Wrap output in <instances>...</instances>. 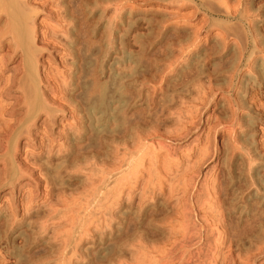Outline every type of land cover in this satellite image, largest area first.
Wrapping results in <instances>:
<instances>
[{"label": "rangeland", "instance_id": "obj_1", "mask_svg": "<svg viewBox=\"0 0 264 264\" xmlns=\"http://www.w3.org/2000/svg\"><path fill=\"white\" fill-rule=\"evenodd\" d=\"M32 1L27 0L26 2L25 0L24 2L21 0V3H25V10L26 8H31L30 10L32 12L30 11L28 14L31 16V21L34 20L33 27L36 29H34L36 33L35 46L37 49L41 50H38L39 54H37V63L35 64L37 68V78L39 79L38 90L42 95L41 100L44 108L38 110L30 119L23 115L25 112H28L27 107L22 104L18 105V102L21 100L20 91H22V88H19L15 83L16 80L21 79L24 75L21 67L24 64V57L19 50H15L11 47L13 43L8 40L10 38L9 34H6L5 37L3 36L4 39H0V42L2 40L0 43V58H3V63H0V72L4 70V72H6L1 76L0 89L4 80L7 82L9 79L10 85L13 81V84H16L11 85V87L14 88L6 90L7 92H5L4 95L7 99H1L2 103L5 101L2 105L3 107L5 106L4 110H6L2 118L3 120H7V123L8 120L12 123L9 122L10 125H8L6 133L15 131L16 134L11 132L12 134H10L9 137H7V134L5 135L7 139H10L9 160L8 158V161L6 160L7 168H5L6 163L4 159L2 161L1 159L3 155L6 154L8 146L3 141L5 136L3 135L2 137L0 135V138H2L0 139V142L2 141L0 143V148L2 147L3 149H0V185H2L0 186V264H264V0H185L184 2L182 0H83L81 1L82 3H80L81 6L78 2L80 0ZM207 1H211L210 3L215 7L217 6L219 10L216 7V13H212L208 5L205 4ZM200 3H203L202 7ZM79 8L81 12H79ZM2 15L0 21L1 29H3L6 20L5 14L3 13ZM161 19L164 21H161ZM225 21H228L227 24ZM82 23L85 24L84 27ZM86 26L87 28H85ZM232 29L235 31L233 32ZM81 30L84 32L81 33ZM83 33L86 34L87 37L86 35L84 37ZM238 33L240 35H237ZM243 33L246 34V36H244ZM253 33H257L258 35ZM174 34H176L177 37H175L176 35L174 36ZM82 35L83 37L81 38ZM178 35L180 37L182 36V39ZM186 35L189 37L186 38ZM183 36L185 37L184 41H186L185 43L187 45L183 41ZM50 37H52V39ZM255 38L257 39L255 40ZM82 39H86L87 43L81 44L85 41H82ZM88 41H90L89 44ZM52 42L54 43L52 44ZM78 42L82 47H80V45L78 46ZM9 43L11 44L9 45ZM76 43L80 48L76 46ZM174 43H179V45L182 46H176ZM140 44L143 45L141 46ZM256 44H258V46ZM88 46L90 48L92 46V51H90ZM140 47H143V49ZM82 48L85 51L88 49V51L85 52L87 54L89 52L93 53V56H91L90 53L88 55L83 53L92 58L85 56L86 60L88 59L87 62L84 61L87 63L86 65L83 60L82 62L80 61L83 58H79L81 57L79 54L82 53ZM223 48L226 50V53ZM11 49L14 50L12 51ZM15 52H17V54H15ZM18 55H20V58ZM95 58L97 63L94 61ZM239 58L241 60H239ZM6 59L9 61L6 62ZM197 59H199V61ZM89 62L91 63L90 65H88ZM97 64H100V66ZM91 65L94 67H91ZM84 66L85 68H89L87 70L91 69L92 74L89 71L90 75L86 74L87 71H85L86 69ZM79 69L85 72H81ZM18 71L21 72L19 73ZM82 73H84L85 76L83 75V77L85 78L82 77ZM198 73L200 74L198 75ZM15 74H19V77ZM91 75H94L92 79ZM116 75L120 76L118 77ZM130 76L132 78H130ZM7 77L8 79H6ZM124 77H126L125 80ZM121 78L123 82H121ZM87 79L91 80L89 81L90 83ZM94 79L96 80L94 81ZM77 80H85V82L79 83ZM168 80H171L170 84ZM173 80L176 84L179 82L177 84L179 86L184 81L185 83L187 82L186 84H182L184 87H180L181 89L183 87V91L181 90L183 93L179 91V86L177 87ZM91 82H93V84ZM78 83L82 86L81 88H79L80 86ZM85 83H87L88 86L91 84L93 86L96 84L98 85H96L97 88L96 86H90L88 88ZM114 83L115 85H113ZM60 84H64L63 86L68 84L69 86L66 85L65 88L62 86L63 88H61ZM81 84H84L88 90ZM57 87L60 88L57 89ZM83 87L85 90H83ZM98 88H100L99 95L95 93L98 91ZM173 88L177 90L172 93ZM80 89L82 90L80 91ZM89 89L92 90V92ZM109 90L112 91L109 92ZM48 91L50 94L51 92L54 93V95L51 94L50 96ZM103 92L109 96L113 92L117 96L120 95L123 100L125 99L124 101L130 100L129 102L127 101L129 104L123 102L122 105L115 101L109 103L110 110L117 111L118 120H127L129 116L133 115L132 119L135 118L133 119L134 121L130 119L131 117L128 119V121H131H129V124L133 125L134 122L135 125L133 126L129 125L128 122L126 124L125 121L124 123L127 125L125 127L123 126L124 123H122V125L121 120L119 121L122 125L120 126L122 127L120 128L121 130L130 131L132 128L134 130L130 132L127 131V133L123 131L121 134H113L107 131L109 132L108 134L111 135V137H108V139L111 138L110 141L108 140L107 142H102L97 134H100L102 129L105 128H107V130L111 129L110 131L113 132V128L115 129V127L112 125H115V123H108L109 125L107 126H109V128L103 126L102 122H99L101 114L92 113L93 109L91 106L94 105H89L92 102L91 99L95 97V94L100 96ZM43 95L44 97L46 96L48 102L46 98H43ZM123 95L124 97L126 96L127 99L126 97H122ZM167 95L171 98V102ZM54 96L56 98H54ZM73 96H75L77 100H75ZM83 96H87V99H84ZM128 96H130V98ZM51 97L57 102L59 100L61 101L57 104ZM132 97L135 98V101L132 100ZM151 97L152 99H150ZM164 97L168 99V102ZM57 98H59V100H57ZM49 99H53L57 106L59 104L62 105L56 108L57 106H54V101ZM143 99H149V103L147 102L148 100H146L147 103H145ZM78 100L81 102L78 103ZM87 100L90 101L88 104L84 102ZM165 100L166 103H164ZM15 101L17 103H15ZM200 101H202V103ZM137 102H139L140 105H138L139 103L137 104ZM6 103L13 105H8ZM81 103L85 107L82 106ZM160 103L163 104V106ZM86 104L91 108H87ZM73 105L75 107L79 105L80 107L77 109ZM123 105L125 108L128 107L126 114L124 112L122 114ZM133 105H135V109H137L138 112L141 110L140 113H136L137 111L132 109ZM195 105H197L196 108ZM15 106L19 107L15 108ZM117 106L120 109H118ZM192 106L194 107L192 108ZM49 107H52V109ZM53 107L55 108L53 109ZM153 107L154 110L156 109L155 111ZM84 108L87 109L85 110ZM159 108L160 110H158ZM88 109L91 114L87 111ZM46 111L48 114L45 113ZM84 112L89 113L85 114ZM83 113L85 115H83ZM149 113H151L152 116L154 114V119ZM87 114H89V119H94L93 121L90 119L93 124L88 119ZM121 115L128 117H126V119L123 117L122 119ZM83 116H86L85 120ZM20 117L21 119L24 117V119L21 120ZM136 117H138V119ZM181 117H185L184 121ZM141 118H145L146 121ZM148 118L149 120H147ZM179 118L180 120L182 119L183 123H181L182 121H180ZM14 121H17L16 123L20 125L16 126L17 124ZM137 121L140 122L138 123ZM178 121H180V124ZM144 122H146V124H144ZM140 123L142 125H140ZM12 125L15 126L12 127ZM90 125L92 126V130H90ZM9 127H12L14 130L11 128L9 129ZM83 128H85V130ZM93 128L94 130L96 129L95 132ZM99 128L100 131H98ZM135 129H137V131ZM138 129H140L142 133L138 131ZM23 130L24 133H22ZM80 130H82V132ZM26 131L27 134L25 133ZM91 131L93 132L91 133ZM96 131L98 132L96 133ZM128 133L130 135L127 136L128 138L126 139L125 137ZM20 134L22 136H19ZM133 134H135V136H133ZM136 135H139L138 139L142 140H138ZM95 136L98 138H95ZM132 136L134 139H132ZM114 138L117 141H115ZM130 138L134 142L130 140ZM92 139H96L95 142H97L98 145L94 144V140L92 141ZM121 139L128 141L124 142ZM135 139L136 141H140L141 144L137 141L140 145L136 144L137 146H135V144H133L137 143ZM111 140H113L112 143ZM84 141L88 146L85 145ZM89 142L92 143L93 146L97 145L100 148L96 147V150H94L95 147L93 148V146H90L92 144L89 145ZM119 142L123 145L125 143L127 147L122 146ZM49 143L52 145H49ZM130 144H132V146ZM43 145H45V148H43ZM61 147L64 152H62ZM77 147H80V151L82 147L85 149L87 148L86 153H84V149V151H78ZM102 147L105 148L106 151ZM98 149H103L104 151H99ZM110 149H112V151ZM117 149L119 153H122V160L118 153L117 155H119V157L115 155ZM125 149L128 151L126 152ZM50 151H53V155L56 156L54 157ZM114 151L115 154L113 155L112 153ZM48 152L50 158H52L51 161L56 162H51L52 164L59 166V157V159H61L59 161L62 162V164L64 163L63 165L60 164L61 167L63 166L59 171L60 175H50L49 172L44 170L45 168H41L43 164L46 165L47 160L49 161L50 159L47 155ZM141 153L146 157L142 156ZM110 155L113 158L110 157ZM125 155L128 157H125ZM136 155L140 158L139 162L143 163L137 161L138 158ZM108 156L111 159H109ZM28 157L33 159L31 160ZM104 157H106V160L103 159ZM124 157L125 159L128 158L129 161H126ZM15 158L17 160H15ZM117 158L119 159L118 162H116L118 160ZM29 160L33 161V163L35 162L34 164L36 166L31 162L29 164ZM45 160L46 162H43ZM107 160L108 164H111V160L112 163L116 160V163H113L114 166L110 165L112 167L111 170L110 167L108 170L109 165L106 163ZM120 160L122 165H120ZM134 160L138 163L137 166H135L136 162H134ZM148 160L151 161L148 162ZM41 163L42 165H40ZM131 163L135 164L134 167L137 168H133ZM8 164L10 165L8 166ZM18 164L21 166L19 167ZM24 164L29 167H24ZM167 164L174 168L172 167L170 170ZM32 165H34V168ZM37 165H40V167L37 168ZM66 165H68V168L71 167L70 171L68 168L65 170ZM115 165L117 166L115 167ZM22 166L24 169H27V172L23 171L24 169ZM8 167L10 170H7ZM121 167L122 170H119ZM130 167L132 169H130ZM21 168L23 170H21ZM30 168L34 170H30ZM167 168H169V170ZM105 169L111 172L113 170L114 174ZM152 169L156 171V173L152 171ZM128 170H132L134 176L132 171L129 172ZM144 170H146V172ZM149 170L150 173H148ZM8 171L10 172L8 173ZM127 172H129L128 174H132V179L130 175L128 178V174H125ZM135 172H137L136 176ZM142 173L144 179L143 177H139L140 174V176H142ZM48 174L50 177H48ZM121 174H125L128 181H126L123 177L124 175ZM5 176L10 177V181L7 180L5 184H3ZM155 177L157 179H154ZM46 178L57 179L54 182V180L50 181V179L48 180ZM145 178H147L148 181ZM120 179L125 180V186H122L124 181L119 185L117 184ZM149 179L151 180L149 181ZM133 180L136 184L133 183ZM47 182H49V184ZM144 182L147 184L149 182V185L152 187L149 185L147 186L146 183V186L145 184L143 185ZM56 183L58 186H55ZM128 183L130 184L128 185ZM53 184L54 186H52ZM133 184H135L136 187ZM120 185L121 187L119 188L118 186ZM130 185L134 187H129ZM141 186L142 188L144 187L143 189L146 187L148 190L146 189L144 192ZM122 188H125V190L123 189L122 191ZM128 188H130V190ZM115 189L119 192L121 191L120 193L122 194H119ZM109 190L111 191L110 193ZM126 192L131 193H128V195ZM127 195L130 197V201L128 197H126ZM140 198L143 200V202L141 201L143 204L139 201ZM21 260H23V262Z\"/></svg>", "mask_w": 264, "mask_h": 264}, {"label": "bare ground", "instance_id": "obj_2", "mask_svg": "<svg viewBox=\"0 0 264 264\" xmlns=\"http://www.w3.org/2000/svg\"><path fill=\"white\" fill-rule=\"evenodd\" d=\"M22 1L25 2V0H22ZM31 1H32V0H31ZM81 1H83V0L78 1V2H79V5H80V3H82ZM86 1H87V0H86ZM92 1H93V0H92ZM170 1H171V0H170ZM174 1H176V0H174ZM179 1H180V0H179ZM182 1L184 2L185 0H182ZM182 1H181V2H182ZM205 1H206V0H205ZM238 1H239V0H238ZM24 2L21 3V0H0V21H1V17L3 16V15H2L3 13L5 14V17H6L5 24L3 25V29L0 28V39H2V38L4 39L5 35H6V34H7V35L9 34L11 40H10V38H9L8 40H9L11 43H13V46L11 45V47H13L15 50H19V52H20V53L23 55V57H24V60H23V63H24V64H23V66L20 65V66L22 67V70H23L22 73H23L24 75H23V77H22L21 79L16 80L15 83L18 85L19 88H20V87L22 88V89H21L22 91H20V93H21V100L18 102V105H19V104H22V105H25V106L27 107L28 112H25V114H26V113H27V114H26V115L23 114V115H24V117L26 116L28 119H30V118H32V117L37 113L38 110H42V108H44V107H43V103H42V100H41L42 95H41V93H40L39 90H38L39 79L37 78V71H36L37 68H36V64H35V63H37V57H38L37 54H39V51H41V50L37 49L36 46H35L36 33H35L34 31H35L36 29L33 27V26H34V24H33V23H34V22H33L34 20L31 21V20H32V19H31V16L28 14V13H30V11H31L30 9H31V8H29V9L26 8V10H27V12H26V10H25L26 5H25ZM26 2H27V0H26ZM32 2H33V1H32ZM78 2H77V4H78ZM90 2H91V1H90ZM152 2H153V1H152ZM181 2H179V3H181ZM183 2H182V4H183ZM210 2H211V1H210ZM210 2L207 1V2H205V4L208 5V8H210V10H211L212 13H216V11H217V10H216V7H217V6L215 7V6H214L213 4H211ZM221 2H222V1H221ZM23 3H24V4H23ZM28 3H29V2H28ZM126 3H127V2H126ZM166 3H167V2H166ZM213 3H214V2H213ZM224 3H225V2H224ZM29 4H30V3H29ZM83 4H84V3H83ZM186 4H187V2H186ZM214 4H215V3H214ZM24 6H25V7H24ZM40 6H41V5H40ZM80 6H81V5H80ZM105 6H106V4H105ZM200 6L202 7V6H203V3H200ZM242 6H243V5H242ZM110 7H111V6H110ZM204 7H205V6H204ZM80 8H81V7H80ZM80 8H79V12H81V11H80ZM205 8H206V7H205ZM217 8H218V7H217ZM244 8H245V7H244ZM73 9H74V8H73ZM76 9H77V8H76ZM116 9H117V8H116ZM28 10H29V11H28ZM32 10H33V9H32ZM77 10H78V9H77ZM121 10H122V9H121ZM218 10H219V8H218ZM245 10H246V9H245ZM247 10H248V9H247ZM31 12H32V11H31ZM76 12H77V11H76ZM209 12H210V11H209ZM82 13H83V12H82ZM56 14H57V13H56ZM225 14H228V13H225ZM229 14H230V13H229ZM121 15H122V14H121ZM187 15H188V14H187ZM230 15H231V14H230ZM234 16H235V15H234ZM245 16H246V15H245ZM116 17H118V16H116ZM174 17H175V16H174ZM180 17H181V16H180ZM3 18H4V17H3ZM176 18H177V17H176ZM184 18H185V17H184ZM191 18H193V17H191ZM33 19H34V18H33ZM71 19H72V18H71ZM247 19H248V18H247ZM129 20H130V19H129ZM150 20H151V19H150ZM159 20H160V19H159ZM162 20H163V19H161V21H162ZM173 20H174V19H173ZM176 20H177V19H176ZM191 20H192V19H191ZM224 20H225V19H224ZM231 20H232V19H231ZM240 20H242V19H240ZM3 21H4V20H3ZM65 21H66V20H65ZM67 21H68V20H67ZM134 21H135V20H134ZM156 21H158V20H156ZM163 21H164V20H163ZM166 21H167V20H166ZM225 22H226V21H225ZM227 22H228V21H227ZM227 22H226V24H227ZM64 23H65V22H64ZM150 23H151V22H150ZM164 23H165V22H164ZM82 24H83V23H82ZM82 24H81V25H82ZM161 24H163V23H161ZM176 24H177V23H176ZM203 24H204V23H203ZM84 25H85V24H83L82 26L84 27ZM128 25H129V24H128ZM149 25H150V24H149ZM184 25H185V24H184ZM200 25H202V24H200ZM236 25H237V24H236ZM82 26H81V27H82ZM150 26H151V25H150ZM157 27H158V26H157ZM165 27H166V26H165ZM173 27H174V26H173ZM173 27H172V28H173ZM175 27H176V26H175ZM179 27H180V26H179ZM200 27H201V26H200ZM200 27H199V28H200ZM240 27H241V26H240ZM50 28H51V27H50ZM85 28H87V26H86ZM162 28H164V27H162ZM184 28H185V27H184ZM190 28H191V27H190ZM228 28H229V26H228ZM237 28H238V26H237ZM34 29H35V30H34ZM81 29H83V28H81ZM181 29H182V28H181ZM197 29H198V28H197ZM240 29H241V28H240ZM256 29H257V28H256ZM157 30H158V29H157ZM174 30H175V29H174ZM177 30H178V29H177ZM200 30H201V28H200ZM230 30H231V28H230ZM238 30H239V29H238ZM159 31H161V30H159ZM187 31H188V30H187ZM232 31H233V29H232ZM234 31H235V30H234ZM234 31H233V32H234ZM67 32H68V31H67ZM82 32H84V31L81 30V33H82ZM174 32H175V31H174ZM176 32H177V31H176ZM195 32H196V31H195ZM227 32H229V31H227ZM233 32H232V33H233ZM240 32H241V30H240ZM243 32H245V31H243ZM52 33H53V32H52ZM79 33H80V32H79ZM188 33H189V32H188ZM192 33H193V32H192ZM222 33H223V32H222ZM229 33H230V32H229ZM236 33H237V30H236ZM241 33H242V32H241ZM62 34H63V33H62ZM69 34H70V33H69ZM83 34H84V33H83ZM150 34H151V33H150ZM150 34H149V35H150ZM157 34H158V33H157ZM157 34H156V35H157ZM177 34H178V33H177ZM179 34H180V33H179ZM197 34H198V33H197ZM197 34H196V35H197ZM224 34H225V33H224ZM230 34H231V33H230ZM243 34H244V33H243ZM253 34H255V33H253ZM256 34H257V33H256ZM256 34H255V35H256ZM55 35H56V34H55ZM67 35H68V34H67ZM70 35H71V34H70ZM74 35H75V34H74ZM85 35H86V34H84V37H85ZM149 35H148V36H149ZM175 35H176V34H174V36H175ZM188 35H189V34H188ZM188 35H186V38L189 37ZM198 35H199V34H198ZM237 35H240V34L238 33ZM237 35H235V36H237ZM241 35H242V34H241ZM257 35H258V34H257ZM3 36H4V37H3ZM44 36H45V35H44ZM51 36H52V35H51ZM64 36H65V35H64ZM75 36H76V35H75ZM75 36H72V37H75ZM178 36H179V35H178ZM194 36H195V35H194ZM232 36H234V35H232ZM244 36H246V34H244ZM48 37H49V36H48ZM65 37H66V36H65ZM67 37H68V36H67ZM82 37H83V35L81 36V38H82ZM86 37H87V35H86ZM144 37H145V36H144ZM144 37H143V38H144ZM154 37H155V36H154ZM154 37H153V38H154ZM175 37H177V35H176ZM179 37H180V36H179ZM179 37H178V38H179ZM181 37H182V36H181ZM181 37H180V38H181ZM183 37H184V36H183ZM191 37H192V36H191ZM223 37H224V36H223ZM239 37H240V36H239ZM252 37H253V36H252ZM256 37H257V36H256ZM50 38L52 39V37H50ZM75 38H77V37H75ZM75 38H74V39H75ZM79 38H80V37H79ZM81 38H80V39H81ZM105 38H106V37H105ZM157 38H158V37H157ZM173 38H174V37H173ZM258 38H259V37H258ZM51 39H50V40H51ZM53 39H54V38H53ZM69 39H70V38H69ZM86 39H87V38H86ZM86 39H84L85 41L82 39V41H84V42L81 41V42H82L81 44H83V43H87V40H88V39H87V40H86ZM165 39H166V38H165ZM181 39H182V38H181ZM181 39H179V40H181ZM228 39H229V38H228ZM237 39H238V38H237ZM242 39H243V38H242ZM242 39H241V40H242ZM256 39H257V38H255V40H256ZM6 40H7V39H6ZM8 40H7V41H8ZM50 40H48V41H50ZM76 40H77V39H76ZM100 40H101V39H100ZM175 40H176V39H175ZM179 40H178V41H179ZM184 40H185V37H184L183 41H184ZM192 40H194V39H192ZM192 40H190V41H192ZM249 40H250V38H249ZM255 40H254V41H255ZM51 41H52V40H51ZM70 41H71V40H70ZM188 41H189V40H188ZM194 41H195V40H194ZM245 41H246V40H245ZM1 42H2V40H1ZM1 42H0V43H1ZM3 42H5V41H3ZM55 42H56V41H55ZM79 42H80V40H79ZM79 42H78V46L80 45V47H82L81 44H79ZM89 42H90V41H88V44H89ZM167 42H168V41H167ZM185 42H186V41H184V43H185ZM241 42H242V41H241ZM11 43H9V45H10ZM53 43H54V42H52V44H53ZM176 43H177V41H176ZM180 43H181V42H180ZM189 43H190V42H189ZM224 43H225V42H224ZM259 43H260V42H259ZM47 44H48V43H47ZM47 44H46V45H47ZM55 44H57V43H55ZM88 44H87V45H88ZM122 44H123V43H122ZM174 44H175V43H174ZM181 44H182V43H181ZM185 44H186V43H185ZM193 44H194V43H193ZM5 45H8V44H5ZM74 45H75V44H74ZM84 45H86V44H84ZM140 45H141V44H140ZM142 45H143V44H142ZM142 45H141V46H142ZM175 45L177 46V45H179V43H178V44H175ZM182 45H183V44H182ZM182 45H179V46H182ZM186 45H187V44H186ZM223 45H224V44H223ZM256 45L258 46V44H256ZM51 46H52V45H51ZM55 46H56V45H55ZM69 46H70V45H69ZM76 46H77V43H76ZM78 46H77V47H78ZM129 46H130V45H129ZM168 46H169V45H168ZM224 46H225V45H224ZM247 46H248V45H247ZM8 47H9V46H8ZM66 47H67V46H66ZM80 47H78V48H80ZM83 47H84V46H83ZM88 47H89V46H88ZM88 47H87V48H88ZM108 47H109V45H108ZM110 47H111V46H110ZM143 47H144V46H143ZM143 47H140V48L143 49ZM228 47H229V46H228ZM242 47H243V46H242ZM52 48H53V47H52ZM52 48H51V49H52ZM64 48H65V47H64ZM74 48H75V47H74ZM89 48H90V47H89ZM91 48H92V46H91ZM91 48H90V51H92ZM125 48H126V47H125ZM148 48H149V47H148ZM157 48H158V47H157ZM165 48H166V47H165ZM171 48H172V47H171ZM175 48H176V47H175ZM178 48H180V47H178ZM257 48H258V47H257ZM0 49H1V48H0ZM14 49H13V50H14ZM75 49H76V48H75ZM138 49H139V48H138ZM181 49H182V48H181ZM194 49H195V48H194ZM221 49H222V48H221ZM226 49H227V48H226ZM11 50H12V49H11ZM13 50H12V51H13ZM38 50H39V51H38ZM145 50H146V49H145ZM219 50H220V49H219ZM223 50H224V48H223ZM227 50H228V49H227ZM83 51H84V52H83ZM86 51H88V49H87ZM86 51L82 48V50H81L82 53L79 54V55L81 56V57H79V58H83V59L80 60L81 62H82V60H83V62H84V61L87 62L88 59L86 60V57L91 58V56H93V53H90V52H89V53L91 54V56H90V57H89V56H86V55H85V54H87V53H85ZM94 51H95V49H94ZM97 51H98V50H97ZM183 51H184V48H183ZM190 51H191V50H190ZM192 51H194V50H192ZM206 51H207V50H206ZM220 51H221V50H220ZM225 51H226V50H224V52H225ZM241 51H242V50H241ZM141 52H142V51H141ZM208 52H209V51H208ZM212 52H213V51H212ZM260 52H261V51H260ZM83 53H85V54H83ZM89 53H88V54H89ZM95 53H97V52H95ZM98 53H99V52H98ZM172 53H173V52H172ZM182 53H183V52H182ZM197 53H198V52H197ZM210 53H211V52H210ZM216 53H217V52H216ZM225 53H226V52H225ZM241 53H243V52H241ZM256 53H257V52H256ZM15 54H17V52H15ZM21 54H20V55H21ZM77 54H78V53H77ZM88 54H87V55H88ZM140 54H141V53H140ZM11 55H12V54H11ZM20 55H18V57H19ZM70 55H71V54H70ZM94 55H95V54H94ZM129 55H130V54H129ZM141 55H142V54H141ZM143 55H144V54H143ZM182 55H183V54H182ZM194 55H195V54H194ZM197 55H198V54H197ZM212 55H214V54H212ZM75 56H76V55H75ZM85 56H86V57H85ZM95 56H96V55H95ZM163 56H164V55H163ZM168 56H169V55H168ZM207 56H208V55H207ZM4 57H5V56H4ZM10 57H11V56H10ZM16 57H17V56H16ZM128 57H129V56H128ZM171 57H172V56H171ZM180 57H181V56H180ZM196 57H197V56H196ZM8 58H9V57H8ZM19 58H20V57H19ZM47 58H48V57H47ZM193 58H194V57H193ZM201 58H202V57H201ZM10 59H11V58H10ZM91 59H92V58H91ZM91 59H90V60H91ZM148 59H149V58H148ZM166 59H167V58H166ZM173 59H174V58H173ZM173 59H172V60H173ZM178 59H179V58H178ZM205 59H206V58H205ZM231 59H232V58H231ZM14 60H15V59H14ZM97 60H98V59H97ZM168 60H169V59H168ZM175 60H176V59H175ZM197 60L199 61V59H197ZM206 60H207V59H206ZM239 60H241V59L239 58ZM249 60H250V59H249ZM8 61H9V60L6 59V62H8ZM64 61H65V60H64ZM76 61H77V60H76ZM94 61H96V58H95ZM94 61H93V63H94ZM198 61H197V62H198ZM219 61H220V60H219ZM21 62H22V61H21ZM21 62H20V63H21ZM90 62H91V61H90ZM90 62L88 63V65H90V64L92 63V62H91V63H90ZM168 62H169V61H168ZM173 62H174V61H173ZM192 62H193V61H192ZM204 62H205V61H204ZM0 63H3V58H2V57L0 58ZM84 63H85V62H84ZM96 63H97V61H96ZM145 63H146V62H145ZM154 63H155V62H154ZM159 63H160V62H159ZM65 64H66V63H65ZM86 64H87V63H85V65H86ZM100 64H101V63H100ZM100 64H99V65L97 64V65L100 66ZM136 64H137V63H136ZM249 64H250V63H249ZM254 64H255V63H254ZM70 65H72V64H70ZM74 65H75V64H74ZM81 65H82V64H81ZM196 65H197V64H196ZM1 66H2V65H1ZM68 66H69V64H68ZM82 66H83V65H82ZM94 66H95V63H94ZM94 66L91 65V67H94ZM134 66H135V65H134ZM250 66H251V65H250ZM77 67H78V66H77ZM89 67H90V66H89ZM96 67H97V66H96ZM135 67H136V66H135ZM138 67H139V66H138ZM236 67H237V66H236ZM80 68H81V67H80ZM84 68H85V66H84ZM143 68H144V67H143ZM145 68H146V66H145ZM213 68H214V67H213ZM253 68H254V67H253ZM0 69H1V68H0ZM82 69H83V68H82ZM85 69H86L85 71H87L86 74H89V75H90L89 72H91V74H92V70H91V69H90L91 71H90V70H87V69H89V68H85ZM92 69H93V68H92ZM96 69H97V68H96ZM193 69H194V68H193ZM195 69H196V68H195ZM235 69H236V68H235ZM235 69H234V70H235ZM3 70H4V69H3ZM72 70H73V69H72ZM79 70H80V69H79ZM83 70H84V69H83ZM94 70H95V68H94ZM141 70H142V69H141ZM147 70H149V69H147ZM157 70H158V69H157ZM188 70H189V69H188ZM197 70H198V69H197ZM212 70H213V69H212ZM232 70H233V69H232ZM4 71H5V70H4ZM4 71H1V72H0V80H1V76H2V74H3V73H6V72H4ZM80 71H81V70H80ZM85 71H81V72H85ZM88 71H89V72H88ZM95 71H96V70H95ZM137 71H138V70H137ZM192 71H193V70H192ZM194 71H195V70H194ZM255 71H256V69H255ZM261 71H262V70H261ZM18 72H19V71H18ZM20 72H21V71H20ZM20 72H19V73H20ZM76 72H77V71H76ZM96 72H97V71H96ZM185 72H186V71H185ZM195 72H197V71H195ZM212 72H213V71H212ZM216 72H217V71H216ZM259 72H260V71H259ZM22 73H21V74H22ZM143 73H144V72H143ZM155 73H156V72H155ZM164 73H165V72H164ZM262 73H263V71H262ZM262 73H261V74H262ZM56 74H57V73H56ZM75 74H76V73H75ZM80 74H81V73H80ZM80 74H79V75H80ZM93 74H94V73H93ZM123 74H124V73H123ZM123 74H122V75H123ZM135 74H136V73H135ZM199 74H200V73H198V75H199ZM202 74H203V73H202ZM219 74H220V71H219ZM15 75L18 76L19 74H15ZM83 75H84V73H82V77H83ZM96 75H97V74H96ZM122 75H121V76H122ZM186 75H187V74H186ZM216 75H217V74H216ZM223 75H224V74H223ZM59 76H60V75H59ZM80 76H81V75H80ZM80 76H79V78H80ZM84 76H85V75H84ZM86 76H87V75H86ZM92 76H94V75H91V79H92ZM116 76H118V75H116ZM116 76H115V77H116ZM119 76H120V75H119ZM119 76H118V77H119ZM123 76H124V75H123ZM123 76H122V77H123ZM195 76H196V75H195ZM201 76H202V75H201ZM210 76H211V75H210ZM212 76H213V75H212ZM4 77H5V76H4ZM18 77H19V76H18ZM20 77H21V76H20ZM82 77H81V78H82ZM95 77H96V76H95ZM115 77H114V78H115ZM126 77H127V76H126ZM126 77H124V80H125ZM128 77H129V76H128ZM136 77H137V76H136ZM181 77H182V76H181ZM183 77H184V76H183ZM193 77H194V76H193ZM198 77H200V76H198ZM49 78H50V77H49ZM79 78H78V79H79ZM83 78H85V77H83ZM93 78H94V77H93ZM130 78H132V77L130 76ZM187 78H188V77H187ZM6 79H8V77H7ZM11 79H12V78H11ZM11 79H10V80H11ZM42 79H43V78H42ZM42 79H41V80H42ZM44 79H46V78H44ZM96 79H97V78H96ZM96 79H94V81H95ZM112 79H113V78H112ZM112 79H111V80H112ZM117 79H118V78H117ZM141 79H142V78H141ZM173 79H174V78H173ZM182 79H183V78H182ZM190 79H191V78H190ZM194 79H195V78H194ZM194 79H193V80H194ZM2 80H3V79H2ZM14 80H15V79H14ZM66 80H67V79H66ZM82 80H83V79H82ZM115 80H116V78H115ZM118 80H119V79H118ZM121 80H122V78H121ZM130 80H131V79H130ZM130 80H129V81H130ZM162 80H163V79H162ZM180 80H181V78H180ZM187 80H188V79H187ZM5 81H6V80H4V83H2V85H1L2 87H1V89H0V135L3 137V135L5 136V135L7 134V135H8L7 137H9L10 134H12L11 132H14V134H16V133H15V131H11V132H10V130H9L10 133H6V132H7L6 130H7V128H8V125H10L11 122H10V120H8V123L10 122V123L8 124V123H7V120H3V118H2L3 115H4V112H5L6 110H4L5 106L3 107V105H2L3 103H5V101H3V103H2L1 99H2V100L7 99V98H5L6 96L4 95L5 92H7L6 90H10V88H14V87H11V85H16V84H13V82H14V81H13V82L11 83V85H10L9 79H8L7 82H5ZM77 81H79V83H80V82H85V80H84V81L77 80ZM87 81L89 82V81H91V80H90V79H87ZM113 81H114V80H113ZM113 81H111V82H113ZM116 81H117V80H116ZM119 81H120V80H119ZM129 81H127V82H128V83L133 82V81H130V82H129ZM168 81H169V84H170L171 80H168ZM183 81H184V80H183ZM0 82H1V81H0ZM57 82H58V81H57ZM88 82H87V83H88ZM121 82H123V80H122ZM173 82H174V80H173ZM180 82H181V81H180ZM190 82H191V81H190ZM192 82H193V81H192ZM232 82H233V81H232ZM52 83H53V82H52ZM58 83H60V82H58ZM79 83H78V85H79ZM87 83H85V85H87ZM89 83H90V82H89ZM89 83H88V84H89ZM91 83L93 84V82H91ZM115 83H116V82H115ZM115 83H114L113 85H115ZM165 83H166V82H165ZM174 83H175V82H174ZM178 83H179V82H178ZM178 83H177V84H178ZM183 83H185V81H184ZM183 83H182V84H183ZM186 83H187V82H186ZM186 83H185V84H186ZM223 83H224V82H223ZM92 84H91L90 86H93ZM116 84L119 85L118 83H116ZM125 84H126V82H125ZM132 84H133V83H132ZM171 84H173V83H171ZM175 84H176V83H175ZM177 84H176V85H177ZM180 84H181V83H180ZM182 84H181L180 86L177 85V87H178V86H179V88H180L181 86L184 87V85H182ZM195 84H196V83H195ZM221 84H222V83H221ZM229 84H230V83H229ZM8 85H9V86H8ZM50 85H51V84H50ZM54 85H55V84H54ZM57 85H58V84H57ZM63 85H64V84H63ZM63 85L60 84V87H61V88H63V87L65 88V86L68 85V84H65V86H63ZM81 85H84V84H81ZM85 85H84V87L87 89V87H86ZM94 85H95V83H94ZM96 85H98V84H96ZM96 85H95V86H96ZM99 85H101V84H99ZM106 85H107V84H106ZM121 85H122V84H121ZM133 85H134V84H133ZM133 85H132V86H133ZM188 85H189V84H188ZM200 85H203V84H200ZM62 86H63V87H62ZM68 86H69V85H68ZM79 86H80V85H79ZM87 86H88V85H87ZM90 86H88V88H89ZM95 86H93V87H95ZM125 86H126V85H125ZM166 86H167V85H166ZM169 86H170V85H169ZM240 86H241V85H240ZM60 87H57V89L60 88ZM81 87H82V86H80L79 88H81ZM84 87H83V90H85ZM175 87H176V86H175ZM177 87H176V88H177ZM183 87H182V89H183ZM96 88H97V86H96ZM100 88H101V86H100ZM100 88H98V91L95 92L96 94L98 93V95H99V89H100ZM102 88H103V87H102ZM108 88H109V87H108ZM111 88H112V87H111ZM133 88H134V86H133ZM169 88H170V87H169ZM176 88H175V89L173 88L172 93H173V91H176V90H177ZM179 88H178V89H179ZM225 88H226V87H225ZM227 88H228V87H227ZM66 89H67V87H66ZM109 89H110V88H109ZM114 89H115V88H114ZM125 89H126V88H125ZM125 89H124V90H125ZM128 89H129V87H128ZM170 89H172V88H170ZM170 89H169V90H170ZM182 89L180 88L179 91L182 92V91H183ZM184 89H185V88H184ZM11 90H12V89H11ZM78 90H79V89H78ZM81 90H82V89H80V91H81ZM87 90H88V89H87ZM87 90H86V91H87ZM89 90H90V89H89ZM115 90H116V89H115ZM117 90H118V89H117ZM124 90H123V91H124ZM131 90H132V89H131ZM131 90H128V91H131ZM181 90H182V91H181ZM185 90H186V89H185ZM226 90H227V89H226ZM59 91H60V90H59ZM74 91H75V90H74ZM90 91L92 92V90H90ZM102 91H103V89H102ZM111 91H112V90H111ZM111 91L109 90V92H111ZM214 91H215V90H214ZM60 92H61V91H60ZM62 92H63V91H62ZM68 92H69V91H68ZM71 92H72V91H71ZM113 92H115V91H113ZM113 92L110 94V96H109L108 94H105L104 92H103V94H101L100 96H98V95L95 94V97H96V96H97V97H96V98L94 97V98H93L94 100L91 99L92 102L89 104V105H91V104L94 105V106H91L92 109H93V110H92V113H96V114L100 113V114H101V116L99 115L100 118H99V116H98V118H99V122H102L103 126H106V127L109 128V126H107V125H109L108 123H110V124H112V123L114 124V123H115V125H112V126L115 127V129L113 128V132L110 131L111 129L107 130V128H105L106 130H105V129H102V131L100 132V134L98 133L100 136L97 134V136L100 137V139H101L102 142H103V141H104V142H107L108 140L110 141L111 138L108 139V137H111V135L108 134L109 132H111V133H113V134H121L124 130H121L120 128H122V127H120V126H122V125H123L122 123H124L125 121H126V124H127V122H128V124H129V123L131 122L130 120H129L130 122L128 121V119H129L130 117H131V118H130L131 120L135 119V118L132 119V117H133L134 115H133V116H129V118H128L127 120H121V119H120L122 125L120 124V122H119L120 120H118L119 118H118L117 111H111L112 109L110 110V108H109V103L115 101V102L121 103V105H122L123 102H127L128 100L124 101L125 99L123 100V98H121L120 95L117 96V95L114 94ZM121 92H122V91H121ZM132 92H133V91H132ZM154 92H155V91H154ZM169 92H170V91H169ZM169 92H167V93H169ZM177 92H178V91H177ZM180 92H179V93H180ZM253 92H254V91H253ZM48 93H49V91H48ZM81 93H82V92H81ZM83 93H84V91H83ZM83 93H82V94H83ZM126 93H127V92H126ZM161 93H162V92H161ZM174 93H176V92H174ZM182 93H183V92H182ZM202 93H203V92H202ZM210 93H211V92H210ZM44 94H45V92H44ZM51 94L54 95V93H52V92H51ZM51 94L49 93L50 96H51ZM66 94H67V93H66ZM79 94H80V93H79ZM79 94H78V95H79ZM118 94H119V92H118ZM154 94H156V93H154ZM154 94H153V95H154ZM163 94H164V93H163ZM163 94H161V95H163ZM177 94H178V93H177ZM6 95H8V94H6ZM49 95H48V96H49ZM55 95H56V93H55ZM60 95H61V94H60ZM76 95H77V94H76ZM80 95H81V94H80ZM85 95H86V94H85ZM87 95H88V94H87ZM91 95H92V93H91ZM121 95H122V94H121ZM172 95H173V94H172ZM174 95H175V94H174ZM195 95H196V94H195ZM3 96H4V97H3ZM17 96H18V95H17ZM46 96H47V93H46ZM46 96L44 97V95H43V98H46ZM50 96H49V97H50ZM135 96H136V95H135ZM135 96H134V97H135ZM149 96H150V95H149ZM165 96H166V94H165ZM180 96H181V95H180ZM189 96H190V95H189ZM208 96H209V95H208ZM253 96H254V95H253ZM7 97H8V96H7ZM57 97H58V96H57ZM59 97H60V96H59ZM73 97L75 98V96H73ZM77 97H79V96H77ZM86 97H87V96H86ZM86 97L83 96L84 99H85ZM122 97H124V95H123ZM125 97H126V96H125ZM125 97H124V98H125ZM128 97L130 98V96H128ZM138 97H140V96H138ZM167 97H168V95H167ZM170 97H171V96H170ZM176 97H177V96H176ZM176 97H175V98H176ZM197 97H198V96H197ZM199 97H200V95H199ZM3 98H4V99H3ZM12 98H13V97H12ZM17 98H18V97H17ZM51 98H53V97H51ZM54 98H56V97L54 96ZM54 98H53V99H54ZM81 98H82V97H81ZM88 98H89V97H88ZM129 98H128V99H129ZM132 98H133V97H132ZM132 98H131V99H132ZM148 98H149V97H148ZM154 98H155V97H154ZM162 98H163V97H162ZM179 98H180V97H179ZM182 98H183V96H182ZM184 98H186V97H184ZM192 98H193V97H192ZM18 99H20V98H18ZM18 99H17V100H18ZM53 99H49V100L54 101L55 99H54V100H53ZM78 99H79V98H78ZM86 99H87V98H86ZM126 99H127V97H126ZM134 99H135V98H133L132 100H134ZM150 99H152V97H151ZM157 99H158V96H157ZM157 99H156V100H157ZM164 99H166V98L164 97ZM168 99H169V101L171 100V98H169V97H168ZM168 99H166L167 102H168ZM46 100H47V102H48V99H47V98H46ZM57 100H59V98H57ZM75 100H77V99L75 98ZM80 100H81V99H80ZM146 100H148L147 102L149 103V99H146ZM146 100L143 99V101H144L145 103H147ZM160 100H161V99H160ZM166 100H165L164 103H166ZM181 100H182V99H181ZM195 100H196V99H195ZM201 100H202V98H201ZM236 100H237V99H236ZM8 101H9V100H8ZM44 101H45V100H44ZM52 101H51V102H52ZM55 101H56V100H55ZM55 101L53 102V103H54V106H57V105H55V104H56ZM59 101H61V100H59ZM59 101H58V102H59ZM82 101H83V100H82ZM129 101H130V100H129ZM129 101H128V102H129ZM134 101H135V100H134ZM134 101H133V102H134ZM139 101H140V100H139ZM154 101H155V100H154ZM157 101H159V100H157ZM202 101H203V100H202ZM202 101H200V102L202 103ZM12 102H13V101H12ZM45 102H46V101H45ZM56 102H57V101H56ZM58 102H57V104H58ZM63 102H64V101H63ZM67 102H68V101H67ZM74 102H75V101H74ZM80 102H81V101H80ZM80 102H79V100H78V103H80ZM84 102L88 104L90 101L87 100V101H84ZM84 102H83V103H84ZM128 102H127V103H128ZM133 102H132V103H133ZM161 102H162V100H161ZM170 102H171V101H170ZM173 102H174V99H173ZM175 102H176V101H175ZM177 102H178V101H177ZM186 102H187V101H186ZM189 102H190V101H189ZM200 102H199V104H200ZM234 102H235V101H234ZM243 102H244V101H243ZM10 103H11V102H10ZM10 103H9V104H10ZM15 103H17V102L15 101ZM15 103H14V104H15ZM68 103H69V102H68ZM68 103H67V104H68ZM127 103H126V104H127ZM138 103H139V102H137V104H138ZM158 103H159V102H158ZM181 103H182V102H181ZM181 103H180V105H181ZM187 103H188V102H187ZM194 103H196V102H194ZM194 103H193V104H194ZM238 103H239V102H238ZM6 104H8V103H6ZM6 104H5V105H6ZM9 104H8V105H9ZM45 104H46V103H45ZM81 104H82V103H81ZM87 104H86V105H87ZM128 104H129V103H128ZM160 104H161V103H160ZM167 104H168V103H167ZM196 104H197V103H196ZM10 105H13V104H10ZM15 105H16V104H15ZM48 105H49V104H48ZM59 105H60V104H59ZM59 105H58L56 108L60 107L62 104H61L60 106H59ZM65 105H66V104H65ZM69 105H70V104H69ZM69 105H68V106H69ZM71 105H72V104H71ZM118 105H119V104H118ZM124 105H125V103H124ZM124 105H123V106H124ZM130 105H131V103H130ZM130 105H127V106H130ZM138 105H140V103H139ZM142 105H143V104H142ZM144 105H145V104H144ZM147 105H148V104H147ZM152 105H154V104H152ZM155 105H157V104H155ZM161 105L163 106V104H161ZM161 105H160V106H161ZM180 105H179V106H180ZM185 105H186V104H185ZM185 105H184V106H185ZM201 105H202V104H201ZM224 105H225V104H224ZM239 105H240V104H239ZM68 106H67V107H68ZM73 106H74V105H73ZM82 106H84V105L82 104ZM157 106H158V105H157ZM164 106H165V105H164ZM196 106H197V105H195V108H196ZM199 106H200V105H199ZM199 106H198V107H199ZM240 106H241V105H240ZM240 106H239V107H240ZM242 106H243V104H242ZM12 107H13V106H12ZM17 107H19V106H15V108H17ZM21 107H22V106H21ZM47 107H48V106H47ZM74 107H75V106H74ZM78 107H80V106L78 105V106H76L75 108L78 109ZM84 107H85V106H84ZM86 107L88 108L89 106L87 105ZM91 107H89V109H90ZM117 107H118V106H117ZM138 107H139V106H138ZM140 107H141V106H140ZM158 107H159V106H158ZM158 107H157V108H158ZM181 107H182V106H181ZM193 107H194V106H192V108H193ZM203 107H204V106H203ZM8 108H9V107H8ZM49 108L52 109V107H49ZM54 108H55V107H53V109H54ZM72 108H73V107H72ZM87 108H84V109L86 110ZM135 108H136L135 105H133L132 109H135ZM163 108H164V107H163ZM195 108H194V110H195ZM240 108H242V107H240ZM13 109H14V108H13ZM79 109H80V108H79ZM82 109H83V107H82ZM89 109H88L87 111H89ZM115 109H117V108H115ZM118 109H120V108L118 107ZM118 109H117V110H118ZM122 109H123V110H122ZM122 109H121V110H122V114H123V112L126 114L128 107L125 108V106H124V108H122ZM132 109H131V110H132ZM141 109H142V108H141ZM148 109H149V108H148ZM175 109H176V108H175ZM185 109H186V108H185ZM238 109H239V108H238ZM7 110H8V109H7ZM22 110H23V109H22ZM73 110H74V109H73ZM135 110L137 111V109H135ZM138 110H139V109H138ZM143 110H144V107H143ZM153 110H154V107H153ZM155 110H156V109H155ZM155 110H154V111H155ZM158 110H160V108H159ZM44 111H45V110H44ZM66 111H67V110H66ZM82 111H84V110H82ZM119 111H120V110H119ZM136 111H135V112H136ZM140 111H141V110H140ZM140 111H139V112L137 111L136 113H140ZM154 111H151V112H154ZM182 111H183V110H182ZM185 111H186V110H185ZM230 111H231V110H230ZM232 111H233V110H232ZM11 112H12V111H11ZM74 112H75V111H74ZM89 112H90V111H89ZM89 112H86V113H89ZM129 112H130V111H129ZM143 112H144V111H143ZM143 112H142V113H143ZM160 112H161V111H160ZM174 112H175V111H174ZM190 112H192V111H190ZM193 112H194V111H193ZM8 113H9V111H8ZM8 113H6V114H8ZM23 113H24V112H23ZM38 113H39V112H38ZM45 113L48 114L47 111H46ZM76 113H77V110H76ZM84 113H85V112H84ZM84 113H83V115L86 114V113H85V114H84ZM130 113H133V112L131 111ZM146 113H147V112H146ZM161 113H162V112H161ZM180 113H181V112H180ZM12 114H13V112H12ZM54 114H55V113H54ZM73 114H74V113H73ZM90 114H91V112H90ZM150 114H151V113H149V115H150ZM156 114H157V111H156ZM191 114H192V113H191ZM8 115H9V114H8ZM23 115H21V116H23ZM71 115H72V114H71ZM87 115H88V119H89V114H87ZM94 115H95V114H94ZM143 115H144V114H143ZM149 115H148V116H149ZM9 116H11V115H9ZM135 116H137V115H135ZM138 116H139V115H138ZM151 116H152V114H151ZM151 116H149V117H151ZM158 116H159V115H158ZM12 117H13V116H12ZM24 117H23V119H24ZM72 117H73V116H72ZM85 117H86V116H85ZM85 117L83 116L84 120H85ZM123 117H125V116H122V115H121V118H122V119H123ZM126 117H128V116H126ZM126 117H125V119H126ZM140 117H141V116H140ZM144 117H145V115H144ZM152 117H153V119H154V114H153ZM156 117H157V116H156ZM156 117H155V118H156ZM160 117H162V116H160ZM177 117H178V116H177ZM8 118H9V117H8ZM52 118H53V117H52ZM73 118H74V117H73ZM92 118H94V117H92ZM136 118L138 119V117H136ZM181 118H182V117H181ZM184 118H185V117H184ZM184 118H182L183 121H184ZM191 118H192V117H191ZM6 119H7V118H6ZM11 119H12V118H11ZM13 119H14V118H13ZM20 119H21V117H20ZM20 119H19V120H20ZM23 119H21V120H23ZM81 119H82V117H81ZM86 119H87V118H86ZM88 119H87V121H88ZM90 119H91V118H90ZM90 119H89V120H90ZM137 119H136V120H137ZM141 119H144V120H145V118H141ZM151 119H152V118H151ZM160 119H161V118H160ZM177 119H178V118H177ZM182 119L180 120V118H179L180 121H182ZM14 120H16V119H14ZM82 120H83V119H82ZM91 120H92V119H91ZM91 120H90V121H91ZM93 120H94V119H93ZM93 120H92V121H93ZM95 120H96V119H95ZM136 120H135V121H136ZM144 120H143V121H144ZM147 120H149V118H148ZM51 121H52V120H51ZM71 121H72V120H71ZM92 121H91V122H92ZM133 121H134V120H133ZM143 121H142V122H143ZM145 121H146V120H145ZM180 121H178V123H179ZM183 121H182L181 123H183ZM190 121H192V120H190ZM14 122H15V121H14ZM16 122H17V121H16ZM16 122H15V123H16ZM33 122H34V121H33ZM81 122H82V121H81ZM91 122H90V123H91ZM137 122L139 123L140 121H137ZM137 122H135V123L138 124ZM231 122H232V121H231ZM18 123H19V122H18ZM20 123H21V122H20ZM88 123H89V122H88ZM147 123H148V122H147ZM157 123H158V122H157ZM188 123H189V122H188ZM188 123H187V124H188ZM192 123H193V122H192ZM197 123H198V122H197ZM213 123H214V122H213ZM11 124H12V123H11ZM16 124H17V123H16ZM16 124H15V125H16ZM92 124H93V122H92ZM98 124L101 125L100 123H98ZM126 124L124 123L123 126L126 127V126H127ZM144 124H146V122H144ZM179 124H180V123H179ZM15 125H12V127L15 126ZM19 125H20V124H17L16 126H19ZM50 125H51V124H50ZM129 125L133 126V125H135V124H134V122H133V125H132V124H129ZM140 125H142V124L140 123ZM164 125H165V124H164ZM191 125H192V124H191ZM193 125H194V124H193ZM196 125H197V124H196ZM239 125H240V124H239ZM88 126H89V125H88ZM90 126H91V125H90ZM112 126H111V127H112ZM150 126H151V125H150ZM174 126H175V125H174ZM182 126H183V124H182ZM198 126H199V125H198ZM250 126H251V125H250ZM12 127H9V129H10V128L12 129ZM180 127H181V126H180ZM190 127H191V126H190ZM190 127H188V128H190ZM77 128H78V127H77ZM100 128H101V126H100ZM100 128H99L98 131H100ZM123 128H124V127H123ZM135 128H136V127H135ZM138 128H139V127H138ZM140 128H141V126H140ZM145 128H146V127H145ZM176 128H177V127H176ZM181 128H182V127H181ZM186 128H187V127H186ZM191 128H192V127H191ZM30 129H31V128H30ZM30 129H29V130H30ZM73 129H74V128H73ZM79 129H80V128H79ZM83 129L85 130V128H83ZM83 129H82V130H83ZM125 129H126V128H125ZM174 129H175V128H174ZM12 130H14V129H12ZM82 130H80V131L82 132ZM86 130H87V129H86ZM90 130H92V126H91V129H90ZM93 130H94V128H93ZM95 130H96V129H95ZM95 130H94V132H95ZM131 130H134V129L132 128ZM131 130H130V131H131ZM135 130L137 131V129H135ZM155 130H156V129H155ZM19 131H20V129H19ZM98 131H96V133H97ZM107 131H109V132H107ZM120 131H121V132H120ZM127 131H128V130H127ZM127 131L125 130L124 132L127 133ZM130 131H128V132H130ZM138 131L141 132L140 129H138ZM21 132H22V131H21ZM76 132H77V131H76ZM76 132H75V133H76ZM85 132H86V131H85ZM89 132H90V131H89ZM92 132H93V131H91V133H92ZM133 132H135V131H133ZM178 132H179V131H178ZM19 133H20V132H19ZM22 133H24V130H23ZM25 133L27 134V131H26ZM77 133H78V132H77ZM135 133H136V132H135ZM138 133H139V132H138ZM141 133H142V132H141ZM141 133H139V134H141ZM148 133H149V132H148ZM185 133H186V132H185ZM79 134H80V133H79ZM79 134H77V135H79ZM89 134H90V133H89ZM94 134H95V133H94ZM131 134H132V133H131ZM169 134H170V133H169ZM188 134H189V133H188ZM75 135H76V134H75ZM81 135H82V134H81ZM90 135H92V134H90ZM124 135H125V134H124ZM129 135H130V134L128 133V134L126 135L125 138L127 139V138H128L127 136H129ZM151 135H152V134H151ZM19 136H22V135L20 134ZM65 136H67V135H65ZM93 136H94V135H93ZM97 136H95V138H96ZM116 136H118V135H116ZM116 136H115V137H116ZM122 136H123V135H122ZM133 136H135V134H133ZM133 136H132V137H133ZM136 136H137V135H136ZM138 136H139V135H138ZM138 136L136 137L137 139H138ZM175 136H176V135H175ZM180 136H181V134H180ZM182 136H183V135H182ZM34 137H36V136H34ZM44 137H45V136H44ZM87 137H88V136H87ZM89 137H90V136H89ZM98 137H97V138H98ZM112 137H113V136H112ZM20 138H21V137H20ZM70 138H71V137H70ZM93 138H94V137H93ZM122 138H123V137H122ZM206 138H207V137H206ZM0 139H2V138H0ZM15 139H16V138H15ZM48 139H49V138H48ZM66 139H67V138H66ZM86 139H87V138H86ZM112 139H113V138H112ZM114 139H115V138H114ZM116 139H117V137H116ZM116 139H115V141L118 140V139H117V140H116ZM132 139H134V137H133ZM132 139L130 138V140H132ZM178 139H179V138H178ZM246 139H247V138H246ZM38 140H39V139H38ZM74 140H75V139H74ZM76 140H77V139H76ZM88 140H90V139H88ZM93 140H94V144H97V145H98V143L95 142L96 139H92V141H93ZM97 140H98V139H97ZM121 140H122V139H121ZM124 140H125V139H123L122 141H124ZM138 140H140V139H138ZM138 140H137V141H138ZM141 140H142V139H141ZM141 140H140V141H141ZM3 141L7 144L8 148L6 147V148H7V152H6V154L3 155V157L1 156V157H2L1 161L4 159V162L6 163V164H5V165H6L5 168H7V161L9 160V158H8V157H9V156H8V153H9V146H10V145H9V142H10V139H9V138L7 139L6 136H5V139H3ZM15 141H16V140H15ZM15 141H14V142H15ZM17 141H18V140H17ZM49 141H50V140H49ZM92 141H91V142H92ZM119 141H120V140H119ZM122 141H121V142H122ZM126 141H128V140H126ZM126 141H124V142H126ZM132 141H133V140H132ZM132 141H131V142H132ZM135 141H136V139H135ZM137 141H136V142H137ZM140 141H138V142L141 144ZM1 142H2V141H1ZM1 142H0V143H1ZM11 142H12V141H11ZM14 142H13V143H14ZM50 142H51V141H50ZM74 142H75V141H74ZM79 142H80V141H79ZM84 142H85V141H84ZM112 142H113V140H111V143H112ZM121 142H119V143H121ZM131 142H130V143H131ZM133 142H134V141H133ZM138 142H137V143H133V144H135V146H137L136 144H139ZM22 143H23V142H22ZM46 143H47V142H46ZM100 143H101V142H100ZM100 143H99V145H100ZM109 143H110V142H109ZM109 143H108V144H109ZM114 143H115V142H114ZM15 144H16V143H15ZM42 144H43V143H42ZM61 144H62V143H61ZM69 144H70V143H69ZM87 144H88V143H87ZM90 144H92V143L89 142V145H90ZM102 144H103V143H102ZM105 144H106V143H105ZM105 144H104V145H105ZM117 144H118V143H117ZM121 144H122V143H121ZM140 144H139V145H140ZM17 145H18V143H17ZM45 145H46V144H45ZM45 145H43V146H44L43 148H45ZM49 145H52V144L49 143ZM49 145H47V146H49ZM85 145H86V142H85ZM97 145H96V146H95V145L93 146V144H92V145H90V146H93V148L95 147L94 150H96V147H97V148H100V147H98ZM111 145H112V144H111ZM130 145L132 146V144H130ZM139 145H138V146H139ZM0 146H1V145H0ZM71 146H73V145H71ZM86 146H88V145H86ZM102 146H103V145H102ZM105 146H107V145H105ZM122 146L127 147L125 143H124V145L122 144ZM128 146H129V144H128ZM135 146H134V148H135ZM3 147H4V146H3ZM14 147H15V146H14ZM50 147H51V146H50ZM50 147H49V148H50ZM52 147H54V146H52ZM64 147H65V146H64ZM103 147H104V146H103ZM103 147H102V148H103ZM129 147H130V146H129ZM129 147H128V148H129ZM231 147H232V146H231ZM4 148H5V147H4ZM18 148H19V147H18ZM46 148H47V147H46ZM61 148H62V147H61ZM68 148H69V145H68ZM70 148H71V147H70ZM74 148H75V147H74ZM74 148H73V149H74ZM77 148H78V147H77ZM89 148H90V147H89ZM107 148H108V147H107ZM117 148H118V147H117ZM137 148H140V147H137ZM146 148H147V147H146ZM197 148H198V147H197ZM240 148H241V147H240ZM0 149L3 150L2 147H1ZM13 149H15V148H13ZM41 149H42V148H41ZM50 149H52V148H50ZM55 149H56V148H55ZM55 149H54V150H55ZM79 149H80V147L78 148V151H80ZM83 149L85 150L84 153H86V149H87V148L85 149V148L82 147V150H83ZM103 149L105 150V148H103ZM103 149H100V150H103ZM118 149H119V148H118ZM118 149H117L116 154H115V151H116V150H115L112 154H113V155H114V154L117 155V153H118V154L120 155V158H121V157H122V156H121L122 153H119V152H118V151H119ZM131 149H132V148H131ZM131 149H130V150H131ZM155 149H156V148H155ZM228 149H229V148H228ZM16 150H17V149H16ZM43 150H44V149H43ZM43 150H42V151H43ZM45 150H47V149H45ZM64 150H66V149H64ZM71 150H72V149H71ZM76 150H77V149H76ZM82 150H81V151H82ZM84 150H83V151H84ZM89 150H92V149H89ZM98 150H99V149H98ZM100 150H99V151H100ZM104 150H103V151H104ZM110 150L112 151V149H110ZM123 150H124V149H123ZM205 150H206V149H205ZM4 151H5V150H4ZM4 151H3V152H4ZM14 151H15V150H14ZM58 151H59V150H58ZM58 151H57V152H58ZM60 151H61V150H60ZM81 151H80V152H81ZM105 151H106V150H105ZM125 151L127 152L128 150L125 149ZM131 151H132V150H131ZM201 151H202V150H201ZM210 151H211V150H210ZM217 151H218V150H217ZM15 152H16V151H15ZM15 152H14V153H15ZM37 152H38V151H37ZM39 152H40V151H39ZM52 152H53V151H52ZM52 152L50 151V153H52ZM57 152H56V153H57ZM62 152H64V151H63V148H62ZM62 152H61V153H62ZM72 152H73V151H72ZM137 152H138V150H137ZM145 152H146V151H145ZM145 152H144V153H145ZM206 152H207V151H206ZM226 152H227V151H226ZM251 152H252V151H251ZM0 153H1V152H0ZM46 153H47V152H46ZM53 153H54V152H53ZM53 153H52V155H53ZM66 153H67V152H66ZM69 153H70V152H69ZM69 153H68V154H69ZM78 153H79V152H78ZM93 153H94V152H93ZM95 153H96V152H95ZM108 153H109V152H108ZM132 153H133V151H132ZM146 153H147V152H146ZM148 153H149V152H148ZM152 153H154V152H152ZM203 153H204V152H203ZM244 153H245V152H244ZM16 154H17V153H16ZM39 154H40V153H39ZM42 154H43V155H46V154H44V153H42ZM42 154H41V155H42ZM57 154H59V153H57ZM105 154H107V153H105ZM112 154H111V155H112ZM135 154H136V153H135ZM137 154H138V153H137ZM169 154H170V153H169ZM228 154H229V153H228ZM11 155H12V154H11ZM47 155L49 156V152H48ZM66 155H67V154H66ZM72 155H73V154H72ZM75 155H76V153H75ZM82 155H84V154H82ZM95 155H96V154H95ZM111 155H110V157L113 156V155H112V156H111ZM119 155H117V157H119ZM128 155H129V154H128ZM141 155H142V153H141ZM154 155H155V154H154ZM202 155H203V154H202ZM15 156H16V155H15ZM53 156H54V155H53ZM53 156H52V157H53ZM55 156H56V155H55ZM55 156H54V157H55ZM60 156H61V155H60ZM68 156H69V155H68ZM70 156H71V155H70ZM105 156H106V155H105ZM138 156H139V155H138ZM142 156H145V155H142ZM152 156H153V155H152ZM157 156H158V155H157ZM170 156H171V155H170ZM193 156H194V155H193ZM29 157H30V156H29ZM29 157H28V158H29ZM41 157H42V156H41ZM114 157H116V156H114ZM125 157H128V156L125 155ZM125 157H124V159H125ZM130 157H131V156H130ZM132 157H133V156H132ZM136 157H137V155H136ZM136 157H135V158H136ZM145 157H146V156H145ZM158 157H159V156H158ZM179 157H180V156H179ZM199 157H200V156H199ZM206 157H207V156H206ZM7 158H8V160H7ZM28 158H27V159H28ZM46 158H47V157H46ZM49 158H50V156H49ZM49 158H47V159H49ZM59 158H60V157H59ZM59 158H58V162H59L61 165H63L64 163L62 164V162L59 161V160H61V159H59ZM67 158H68V157H67ZM100 158H101V156H100ZM105 158H106V157H104L103 159H105ZM108 158H109V156H108ZM112 158H113V157H112ZM135 158H133V159H135ZM137 158H138L137 161L139 162V159H140V158H139V157H137ZM159 158H160V157H159ZM13 159H14V158H13ZM20 159H21V158H20ZM29 159H31V158H29ZM32 159H33V158H32ZM32 159H31V160H32ZM41 159H42V158H41ZM68 159H69V158H68ZM84 159H85V158H84ZM94 159H95V158H94ZM109 159H111V158H109ZM117 159H118V158H117ZM129 159H130V158H129ZM144 159H145V158H144ZM149 159H150V158H149ZM166 159H167V158H166ZM171 159H172V158H171ZM194 159H195V158H194ZM206 159H207V158H206ZM6 160H7V161H6ZM15 160H17V159L15 158ZM34 160H35V159H34ZM38 160H39V158H38ZM51 160H52V158H50L49 161L47 160V164H46V165L43 164L44 167L42 166L41 168H43V169L45 168L44 170H46V172H49L50 175H51V174H53L54 176L57 175V174L60 175V174H59V171L62 169L63 166L61 167L59 163H58L59 166H58V165L55 166L54 164H52L54 161L52 162ZM63 160H64V158H63ZM65 160H66V159H65ZM69 160H70V159H69ZM85 160H86V159H85ZM97 160H98V159H97ZM105 160H106V159H105ZM121 160H122V158H121ZM121 160H120V162H121ZM125 160L127 161L128 158L125 159ZM125 160H124V161H125ZM164 160H165V159H164ZM167 160H168V159H167ZM167 160H166V163H167ZM174 160H175V159H174ZM182 160H183V159H182ZM25 161H26V160H25ZM35 161H36V160H35ZM40 161H42V160H40ZM40 161H39V162H40ZM55 161H56V159H55ZM115 161H116V160H115ZM115 161H114L113 163L118 162L119 159H118L116 162H115ZM126 161H125V162H126ZM128 161H129V160H128ZM143 161H144V160H143ZM150 161H151V160H150ZM150 161L148 160V162H150ZM152 161L155 162L154 160H152ZM200 161H202V160H200ZM10 162H11V161H10ZM30 162L33 163V161H30V160H29V164H30ZM43 162H46V160L43 161ZM43 162H42V163H43ZM51 162H52V163H51ZM64 162H65V161H64ZM70 162H72V161H70ZM75 162H76V161H75ZM109 162H110V161H109ZM125 162H124V163H125ZM134 162H136V160H134ZM145 162H146V161H145ZM253 162H254V161H253ZM8 163H9V162H8ZM27 163H28V162H27ZM27 163H26V164H27ZM34 163H35V162H34ZM34 163H33V164H34ZM42 163H41L40 165H42ZM54 163H56V162H54ZM66 163H67V161H66ZM66 163H65V164H66ZM81 163H82V162H81ZM106 163L108 164V160L106 161ZM110 163H111V164H108V165H109V166H108V170H109V167H110V170H111V168H112V167H111V166L113 165L112 160H111ZM139 163H143V162H139ZM159 163H160V161H159ZM163 163H164V162H163ZM163 163H162V164H163ZM166 163H165V164H166ZM37 164H38V163H37ZM69 164H71V163H69ZM72 164H73V163H72ZM78 164H79V163H78ZM104 164H105V163H104ZM126 164H127V162H126ZM131 164H132V163H131ZM135 164H136V165H135ZM135 164H132V166H133V168L136 169L137 167H134V165L137 166L138 163L136 162ZM173 164H174V163H173ZM224 164H225V163H224ZM9 165H10V164H8V166H9ZM18 165H19V164H18ZM24 165H25V164H24ZM24 165H23V166H24ZM34 165H35V164H34ZM34 165H32V167H33ZM40 165H39V166L37 165V168L40 167ZM110 165H111V166H110ZM120 165H122V162H121ZM123 165H124V164H123ZM139 165H140V164H139ZM160 165H161V163H160ZM170 165H171V164H170ZM189 165H190V164H189ZM251 165H252V164H251ZM20 166H21V165H19V167H20ZM23 166H22V168H23ZM30 166H31V165H30ZM35 166H36V165H35ZM72 166H73V165H72ZM113 166H114V165H113ZM116 166H117V165H115V167H116ZM129 166H130V165H129ZM147 166H148V165H147ZM147 166H146V168H147ZM167 166L170 167L169 164H167ZM24 167L27 168V167H29V166H26V165H25ZM74 167H75V166H74ZM118 167H119V165H118ZM125 167H126V166H125ZM163 167H166V166H163ZM172 167H173V166H172ZM172 167H170V170H171ZM191 167H192V166H191ZM22 168H21V170L24 169V168H23V169H22ZM33 168H34V167H33ZM67 168H68V165H66L65 170H67ZM119 168H120V167H119ZM138 168H139V167H138ZM141 168H142V167H141ZM141 168H140V169H141ZM153 168H154V167H153ZM173 168H174V167H173ZM249 168H250V167H249ZM63 169H64V168H63ZM68 169H69V171H70L71 167H69ZM130 169H132V168L130 167ZM148 169H149V168H148ZM157 169H158V168H157ZM167 169L169 170V168H167ZM246 169H247V168H246ZM7 170H10V168L8 167ZM30 170L33 171L34 169L30 168ZM72 170H73V169H72ZM88 170H89V169H88ZM105 170L108 171L107 169H105ZM105 170H104V171H105ZM113 170H114V167H113ZM113 170H112V172H111V171H108V172L113 173ZM115 170H116V169H115ZM119 170H122V167H121V169H119ZM119 170H118V171H119ZM133 170H134V169H133ZM160 170H161V168H160ZM163 170H164V168H163ZM176 170H177V169H176ZM186 170H187V169H186ZM23 171H24V172H27V169H24ZM32 171H31V172H32ZM106 171H105V172H106ZM126 171H127V170H126ZM128 171H129V170H128ZM131 171H132V170H131ZM131 171H129V172H131ZM135 171H136V170H135ZM144 171L146 172V170H144ZM152 171H154V170L152 169ZM174 171H175V170H174ZM177 171H178V170H177ZM228 171H229V170H228ZM9 172H10V171H8V173H9ZM31 172H30V173H31ZM63 172H64V171H63ZM67 172H68V171H67ZM67 172H66V173H67ZM108 172H107V173H108ZM114 172H117V171H114ZM129 172H127V173H125V174L127 175ZM141 172H143V171H141ZM147 172H148V171H147ZM154 172L156 173V171H154ZM166 172H167V171H166ZM166 172H165V173H166ZM170 172H171V171H170ZM175 172H176V171H175ZM175 172H174V173H175ZM0 173H1V172H0ZM3 173H4V172H3ZM5 173H6V170H5ZM28 173H29V170H28ZM89 173H90V172H89ZM138 173H139V172H138ZM148 173H150V170H149ZM172 173H173V171H172ZM176 173H177V172H176ZM46 174H47V173H46ZM49 174H48V177H50ZM67 174H68V173H67ZM70 174H71V173H70ZM108 174H110V173H108ZM113 174H114V173H113ZM125 174H121V175H124L123 177H124V179H125L126 181H128V178H129L130 176H131V179H132V177L134 176L133 171H132L133 176H132V174L130 173V174L127 175L128 178H126ZM136 174H137V172H135V176H136ZM152 174H153V172H152ZM157 174H158V172H157ZM160 174H161V171H160ZM163 174H164V173H163ZM129 175H130V176H129ZM138 175H139V174H138ZM140 175H141V174H140ZM140 175H139V177H143V173H142V176H140ZM144 175H146V174H144ZM179 175H180V174H179ZM223 175H224V174H223ZM0 176H1V175H0ZM10 176H11V175H10ZM42 176H43V175H42ZM54 176H53V178H54ZM67 176H68V175H67ZM90 176H91V175H90ZM106 176H107V175H106ZM160 176H161V175H160ZM257 176H258V175H257ZM21 177H22V176H21ZM58 177H60V176H58ZM71 177H72V176H71ZM115 177H116V176H115ZM121 177H122V176H121ZM123 177H122V178H123ZM157 177H159V176H157ZM163 177H164V176H163ZM167 177H168V176H167ZM51 178H52V176H51ZM51 178H46V179H48V180L50 179V181H53L54 179H51ZM108 178H109V177H108ZM134 178H135V177H134ZM164 178H165V177H164ZM30 179H31V178H30ZM44 179H45V178H44ZM56 179H57V178H56ZM56 179L54 180V182L56 181ZM131 179H130V180H131ZM140 179H141V178H140ZM143 179H144V177H143ZM145 179L147 180V178H145ZM154 179H157V178L155 177ZM180 179H181V178H180ZM187 179H188V178H187ZM7 180L10 181V177L5 176L3 184H5V182H6ZM125 180H121V179H120V180H119L120 183L117 182V184L119 185V184H121V182L123 183V181H124V183H125ZM134 180H135V179H134ZM134 180H133V181H134ZM138 180H139V179H138ZM150 180H151V179H149V181H150ZM158 180H159V179H158ZM169 180H170V179H169ZM238 180H239V179H238ZM251 180H252V179H251ZM45 181H46V180H45ZM50 181H49V182H50ZM116 181H117V180H116ZM139 181H140V180H139ZM142 181H143V180H142ZM144 181H145V180H144ZM147 181H148V180H147ZM147 181H146V182H147ZM188 181H189V180H188ZM13 182H14V181H13ZM49 182H47V183L49 184ZM130 182H132V181H130ZM146 182H144L143 185H144ZM182 182H183V181H182ZM190 182H191V181H190ZM51 183H53V182H51ZM51 183H50V184H51ZM110 183H111V182H110ZM124 183L122 184V186H123V185H124V186L126 185V183H125V184H124ZM133 183H135V181H134ZM141 183H142V182H141ZM150 183H151V182H150ZM163 183H164V182H163ZM169 183H170V182H169ZM223 183H224V182H223ZM262 183H263V182H262ZM8 184H9V183H8ZM48 184H47V185H48ZM54 184H55V183H54ZM54 184H53L52 186H54ZM69 184H70V183H69ZM129 184H130V183H128V185H129ZM131 184H132V183H131ZM135 184H136V183H135ZM135 184H133V185L135 186ZM139 184H140V183H139ZM146 184H147V183H146ZM146 184H145V186H146ZM159 184H160V183H159ZM159 184H158V185H159ZM174 184H175V183H174ZM61 185H62V184H61ZM67 185H68V184H67ZM133 185H132V186H133ZM141 185H142V184H141ZM143 185H142V186H143ZM148 185H149V182H148L147 186H148ZM154 185H155V184H154ZM154 185H153V186H154ZM161 185H162V184H161ZM0 186H2V185H0ZM52 186H51V187H52ZM55 186H58V184L56 183ZM68 186H69V185H68ZM132 186L130 185L129 187H132ZM134 186H133V187H134ZM142 186H141V188H142ZM149 186H150V185H149ZM155 186H156V185H155ZM180 186H181V185H180ZM246 186H247V185H246ZM112 187H113V186H112ZM115 187H116V186H115ZM118 187L120 188L121 185L118 186ZM135 187H136V186H135ZM150 187H152V186H150ZM185 187H186V186H185ZM49 188H50V187H49ZM54 188H56V187H54ZM113 188H114V187H113ZM143 188H144V187H143ZM143 188H142V189H143ZM153 188H154V187H153ZM162 188H163V187H162ZM259 188H260V187H259ZM44 189H45V188H44ZM70 189H71V188H70ZM117 189H118V188H117ZM117 189H115V190H116L117 192H119ZM123 189L125 190V188H122V191H123ZM128 189L130 190V188H128ZM131 189H132V188H131ZM142 189H141V190H142ZM146 189H147L146 187H145V189H143L144 192H145ZM30 190H31V189H30ZM135 190H136V189H135ZM143 190H142V191H143ZM147 190H148V189H147ZM149 190H150V189H149ZM155 190H156V189H155ZM171 190H172V189H171ZM18 191H19V190H18ZM106 191H107V190H106ZM112 191H113V190H112ZM131 191H132V190H131ZM133 191H134V190H133ZM142 191H141V193H142ZM151 191H152V189H151ZM234 191H235V190H234ZM234 191H233V192H234ZM110 192H111V191L109 190V193H110ZM120 192H121V191H120ZM120 192H119V194H122V193H120ZM124 192H125V191H124ZM134 192H135V191H134ZM144 192H143V194H144ZM168 192H172V191H168ZM115 193H116V192H115ZM126 193H127V192H126ZM128 193H131V192H128ZM128 193H127V194H128ZM139 193H140V191H139ZM147 193H148V191H147ZM157 193H158V192H157ZM174 193H175V192H174ZM137 194H138V193H137ZM152 194H153V193H152ZM152 194H151V195H152ZM161 194H162V193H161ZM51 195H52V194H51ZM57 195H58V194H57ZM128 195H129V194H128ZM128 195H127L126 197H128ZM157 195H158V194H157ZM157 195H156V196H157ZM58 196H59V195H58ZM122 196H123V195H122ZM124 196H125V193H124ZM140 196H141V194H140ZM146 196H147V195H146ZM134 197H135V196H134ZM122 198H123V197H122ZM129 198H130V197H128V200L130 201ZM142 198H144V197H142ZM166 198H167V197H166ZM180 198H181V197H180ZM14 199H15V198H14ZM29 199H30V197H29ZM104 199H105V198H104ZM138 199H139V197H138ZM144 199H145V198H144ZM181 199H182V198H181ZM60 200H61V199H60ZM126 200H127V199H126ZM133 200H134V198H133ZM66 201H67V200H66ZM139 201H140V202H141V201L143 202V200H141V198H140ZM158 201H159V200H158ZM169 201H170V200H169ZM28 202H29V201H28ZM28 202H26V203H28ZM142 202H141V204H143ZM7 203H8V202H7ZM11 203H12V202H11ZM29 203H30V202H29ZM48 203H49V202H48ZM109 203H110V202H109ZM228 203H229V202H228ZM129 204H130V203H129ZM138 204H139V203H138ZM239 204H240V203H239ZM164 205H165V204H164ZM24 206H25V205H24ZM29 206H30V205H29ZM26 207H27V206H26ZM56 207H57V206H56ZM127 207H128V206H127ZM138 207H139V206H138ZM49 208H50V207H49ZM253 208H255V207H253ZM45 209H46V208H45ZM125 209H126V208H125ZM128 209H129V208H128ZM141 209H142V208H141ZM141 209H139V210H141ZM222 209H223V208H222ZM18 210H19V209H18ZM253 210H255V209H253ZM8 211H9V210H8ZM105 211H106V210H105ZM141 211H142V210H141ZM141 211H140V212H141ZM258 211H259V210H258ZM26 212H27V211H26ZM126 212H127V211H126ZM143 212H144V211H143ZM54 213H55V212H54ZM104 213H105V212H104ZM253 213H254V212H253ZM255 213H256V211H255ZM56 214H57V213H56ZM107 214H108V213H107ZM204 214H205V213H204ZM251 214H252V213H251ZM103 215H104V214H103ZM261 215H263V214H261ZM252 216H253V215H252ZM254 216H255V214H254ZM8 217H9V216H8ZM107 217H108V216H107ZM186 217H187V216H186ZM259 217H260V216H259ZM40 218H41V217H40ZM109 218H110V217H109ZM45 219H46V218H45ZM63 219H64V218H63ZM107 219H108V218H107ZM252 219H253V218H252ZM182 220H183V219H182ZM32 221H33V220H32ZM52 221H53V220H52ZM59 221H60V220H59ZM259 221H260V220H259ZM54 222H55V221H54ZM205 222H206V221H205ZM215 222H216V221H215ZM244 222H245V221H244ZM254 222H255V221H254ZM12 223H13V222H12ZM39 223H40V221H39ZM48 223H49V222H48ZM127 223H128V222H127ZM179 223H180V222H179ZM181 223H182V222H181ZM203 223H204V222H203ZM248 223H249V222H248ZM248 223H247V224H248ZM43 224H45V223H43ZM207 224H208V223H207ZM254 224H255V223H254ZM182 225H183V224H182ZM202 225H203V224H202ZM212 225H213V224H212ZM258 225H259V224H258ZM42 226H43V225H42ZM190 226H191V225H190ZM218 226H219V225H218ZM256 226H257V225H256ZM10 227H11V226H10ZM49 227H50V226H49ZM187 227H188V226H187ZM194 227H195V226H194ZM199 227H200V226H199ZM44 228H45V227H44ZM173 229H174V228H173ZM195 229H196V228H195ZM245 229H246V228H245ZM250 229H251V228H250ZM259 229H260V228H259ZM259 229H258V230H259ZM185 230H186V229H185ZM236 230H237V229H236ZM241 230H242V229H241ZM252 230H253V229H252ZM254 230H255V229H254ZM258 230H257V231H258ZM40 231H41V230H40ZM125 231H126V230H125ZM210 231H211V230H210ZM44 232H45V231H44ZM60 232H61V231H60ZM60 232H59V233H60ZM245 232H246V231H245ZM249 232H250V231H249ZM32 233H33V232H32ZM34 233H35V232H34ZM206 233H207V232H206ZM19 234H20V233H19ZM182 234H183V233H182ZM246 234H247V233H246ZM194 235H195V234H194ZM218 235H220V234H218ZM240 235H241V234H240ZM58 236H59V235H58ZM185 236H186V234H185ZM253 236H254V235H253ZM59 237H60V236H59ZM65 238H66V237H65ZM191 238H192V237H191ZM78 239H79V238H78ZM179 239H180V237H179ZM217 239H218V238H217ZM185 240H186V239H185ZM187 240H189V239H187ZM259 240H260V239H259ZM52 241H53V240H52ZM65 241H66V240H65ZM254 241H255V240H254ZM66 242H67V241H66ZM262 242H263V241H262ZM215 243H216V242H215ZM260 243H261V242H260ZM72 244H73V243H72ZM22 245H23V244H22ZM161 245H162V244H161ZM216 245H217V244H216ZM216 245H215V246H216ZM252 245H253V244H252ZM63 246H64V245H63ZM165 246H166V245H165ZM64 247H65V246H64ZM167 247H168V246H167ZM17 249H18V247H17ZM67 250H68V249H67ZM58 251H59V250H58ZM160 251H161V250H160ZM43 252H44V251H43ZM140 252H141V251H140ZM56 253H57V252H56ZM141 253H142V252H141ZM60 254H61V253H60ZM159 254H160V253H159ZM17 255H18V254H17ZM48 255H49V254H48ZM58 255H59V254H58ZM154 255H155V254H154ZM20 256H21V255H20ZM23 256H24V255H23ZM50 257H51V256H50ZM67 257H68V256H67ZM2 258H3V257H2ZM26 258H27V257H26ZM47 258H48V257H47ZM68 258H69V257H68ZM20 259H21V258H20ZM44 259H45V258H44ZM62 259H63V258H62ZM64 259H65V258H64ZM97 259H98V258H97ZM59 260H60V259H59ZM153 260H154V259H153ZM153 260H152V261H153ZM214 260H215V259H214ZM21 261L23 262V260H21ZM25 261H26V260H25ZM53 261H54V260H53ZM64 261H65V260H64ZM166 261H167V260H166ZM216 261H217V260H216ZM27 262H28V261H27ZM42 262H43V261H42ZM56 262H57V261H56ZM214 263H215V262H214ZM19 264H20V263H19ZM62 264H63V263H62ZM64 264H65V263H64Z\"/></svg>", "mask_w": 264, "mask_h": 264}]
</instances>
